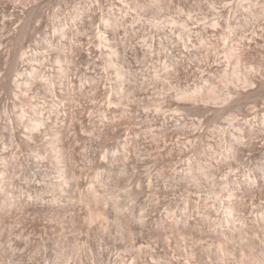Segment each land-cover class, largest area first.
Instances as JSON below:
<instances>
[{"label":"rangeland","instance_id":"rangeland-1","mask_svg":"<svg viewBox=\"0 0 264 264\" xmlns=\"http://www.w3.org/2000/svg\"><path fill=\"white\" fill-rule=\"evenodd\" d=\"M0 264H264V0H0Z\"/></svg>","mask_w":264,"mask_h":264}]
</instances>
